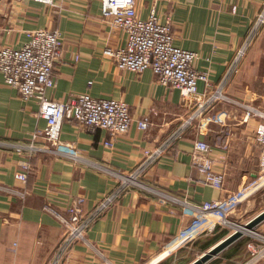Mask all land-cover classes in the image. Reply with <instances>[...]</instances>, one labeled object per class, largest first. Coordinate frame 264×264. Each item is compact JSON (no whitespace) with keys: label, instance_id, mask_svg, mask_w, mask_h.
Wrapping results in <instances>:
<instances>
[{"label":"crops","instance_id":"crops-1","mask_svg":"<svg viewBox=\"0 0 264 264\" xmlns=\"http://www.w3.org/2000/svg\"><path fill=\"white\" fill-rule=\"evenodd\" d=\"M152 8L160 22H170L175 46L198 52L194 67L207 72L211 87L224 81L226 99L196 113L198 102L183 100L179 89L160 83L151 68L138 73L118 67L103 51L125 45L126 33L101 16L100 0H0V45L20 48L39 28L60 31L61 58L54 65L55 84L45 93L48 99L61 101L81 92L113 97L125 101L132 116L129 130L115 136L63 121L61 139L72 145L78 160L45 151L23 155L0 143V264H146L199 216L195 207L246 191L243 202L264 189V183L252 189L260 182L264 154L255 135L264 121L257 113L264 112V22H259L264 0H135L138 17L147 18ZM197 89L199 94L208 90L201 80ZM38 111L39 102L23 98L0 72V142L29 141L46 125ZM144 116L149 125L140 129L136 120ZM195 138L211 145L215 169L223 172L220 188L202 182L191 165ZM108 139L111 146L104 144ZM163 145L139 175L154 190L134 184L119 190L91 219L85 238L65 244L64 226L43 211L45 202L63 211L72 198L83 196L88 216L117 191V173H132L144 163V149ZM24 161L30 167L21 181L15 174ZM259 227L264 232V221ZM204 231L153 264L179 259L194 240L206 239ZM247 243H242L241 260L230 244L205 264L249 261Z\"/></svg>","mask_w":264,"mask_h":264},{"label":"built area","instance_id":"built-area-1","mask_svg":"<svg viewBox=\"0 0 264 264\" xmlns=\"http://www.w3.org/2000/svg\"><path fill=\"white\" fill-rule=\"evenodd\" d=\"M52 2V0H39ZM101 16L109 23L123 29L126 33V43L121 47H105L104 53L115 64L123 69L141 72L151 68L157 80L171 87L178 88L183 100L194 98L198 102L196 113H200L214 101L226 99L223 92L224 81L215 87H211L207 72L194 67L197 58L196 51L175 46L172 42L171 24L169 21L162 23L155 9H151L147 18L138 17L135 9V0H100ZM235 6L233 4L232 9ZM259 22H264V9L259 14ZM28 40L20 47L14 48L8 45H0V72L6 82L16 88L25 98H34L39 102V115L45 118L46 125L37 129L26 142H0L11 146L15 151L23 155H29L35 151H45L52 156L63 154L72 159H81L79 155L71 151L72 145L61 139V124L65 120H75L91 128H102L111 135H117L129 130L132 123L128 104L113 97H94L88 92L71 94L61 101L48 99L46 90L55 84L54 65L61 58V35L57 29L39 28L28 33ZM78 55L75 56L77 60ZM204 81L208 90L201 92L197 89L198 81ZM250 111H246V116ZM260 117L264 112L257 111ZM140 129H146L149 125L147 116L136 120ZM257 140L264 145V121L258 123L255 128ZM41 138L42 143L36 141ZM111 146V140L104 142ZM168 142L165 143V147ZM68 150H64V148ZM163 146L144 149L145 161L129 175H120V185L114 194L107 197L95 211L88 216L84 215V197L77 196L59 211L48 201L43 205V211L52 213L64 226L65 244L74 240L84 239L86 228L106 204L116 196L119 190L137 185L148 190H154L147 184H143L139 175L143 169L153 161L157 155L163 152ZM211 145L203 139H196L192 143L191 165L196 168L199 179L216 188L223 184V172L217 171L214 159L210 156ZM97 163H93V166ZM30 165L24 161L21 171L15 176L21 181H26ZM259 168L262 171L260 182L252 186L253 190L264 183V154L260 157ZM246 191L234 197L205 202L195 207L198 217L193 219L190 225L183 229L178 237L172 241V246L183 245L196 237L198 233L211 231L217 224L226 223L227 216L241 201ZM23 194V191H18ZM166 196V195H163ZM229 222V221H228ZM227 222V223H228ZM203 223V227H198ZM197 225L193 233L194 226ZM253 240L248 241L247 246L251 251V259L242 264H253L264 259V232H253Z\"/></svg>","mask_w":264,"mask_h":264},{"label":"rangeland","instance_id":"rangeland-1","mask_svg":"<svg viewBox=\"0 0 264 264\" xmlns=\"http://www.w3.org/2000/svg\"><path fill=\"white\" fill-rule=\"evenodd\" d=\"M261 173H262V171H261ZM261 173H259V174H261ZM234 209L236 210V212H234L232 210L233 212L231 211L229 213V216H227V220L229 222H232V223H235L238 225H242V224L246 223V221H248L250 218H252L258 212H260V210H264V189L258 190L253 196H251L249 198H245V200L243 202H239L237 204V206L234 207ZM228 221H226V223L217 224V225H220L221 227H223L227 230V233L225 236H227L228 234H230L234 230V228L229 223H227ZM251 231L252 232L257 231L259 233L262 232V230L259 227V224H257L253 229H251ZM204 232H206V234L201 235L202 237L207 235L209 230H205ZM243 233L244 234L240 238H238V240H236V242H234L235 244H232L233 245L232 247L237 246V250L239 251L238 257L236 258L237 260L240 259L241 257H243V254L245 252V249H244L242 243L243 244L246 243L247 239H248V241L253 240V237H252L253 233L252 234H249L247 232H243ZM227 249H231V248H227ZM207 250L208 249H206V251ZM235 250H236V248H235ZM226 251H228V250H226ZM182 252H180L179 254H181ZM203 252L202 251L200 252L197 250V245H194V244L189 245L186 247L185 251L181 254L182 256L179 257V259H177L178 258V256H177L176 259H173L171 264H178V262L181 260H184L185 262L187 261V264H188L189 262H191V260H194L197 257L201 256V254ZM222 253H224V251Z\"/></svg>","mask_w":264,"mask_h":264},{"label":"water","instance_id":"water-1","mask_svg":"<svg viewBox=\"0 0 264 264\" xmlns=\"http://www.w3.org/2000/svg\"><path fill=\"white\" fill-rule=\"evenodd\" d=\"M264 221V210H260L256 215L250 218L246 223L243 224L247 230L253 229L257 224ZM243 231L235 228L230 234L220 239L214 245H212L207 251H204L201 256L197 257L193 261L191 260L188 264H205L211 258L216 256L224 248L228 247L234 241L238 240L243 235Z\"/></svg>","mask_w":264,"mask_h":264},{"label":"trees","instance_id":"trees-1","mask_svg":"<svg viewBox=\"0 0 264 264\" xmlns=\"http://www.w3.org/2000/svg\"><path fill=\"white\" fill-rule=\"evenodd\" d=\"M226 233L227 230L225 228L221 227L220 225H216L210 237H206V239H196L194 240L193 244L197 245V248L200 251H203L221 239Z\"/></svg>","mask_w":264,"mask_h":264},{"label":"bare ground","instance_id":"bare-ground-1","mask_svg":"<svg viewBox=\"0 0 264 264\" xmlns=\"http://www.w3.org/2000/svg\"><path fill=\"white\" fill-rule=\"evenodd\" d=\"M247 222V221H246ZM234 229L237 228V229H240L242 230L243 232H247L249 234H252L253 232L251 230H247L246 228H244L243 224L242 225H238V224H235V223H232V222H228ZM198 224H196L193 228V230H191V232L193 233V231H195L196 227H197ZM203 223H201L198 227H203ZM201 233V232H200ZM199 234V233H198ZM173 244V243H172ZM172 244L169 246V247H166L163 251H161V253H159L158 256L154 257L153 259L149 260L146 264H153L154 262L158 261V259L160 257H162L163 255H165L168 251H172V250H175L177 248H179L180 246H183V245H179L177 247H174L172 246ZM160 260V259H159Z\"/></svg>","mask_w":264,"mask_h":264}]
</instances>
